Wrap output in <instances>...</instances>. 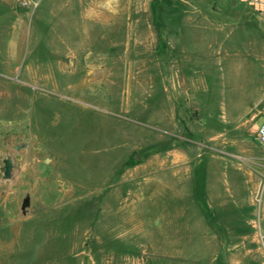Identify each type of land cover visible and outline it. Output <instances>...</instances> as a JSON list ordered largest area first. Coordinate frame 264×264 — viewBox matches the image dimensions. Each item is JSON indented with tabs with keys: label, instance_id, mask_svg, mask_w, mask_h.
<instances>
[{
	"label": "rangeland",
	"instance_id": "374dc122",
	"mask_svg": "<svg viewBox=\"0 0 264 264\" xmlns=\"http://www.w3.org/2000/svg\"><path fill=\"white\" fill-rule=\"evenodd\" d=\"M79 1L44 0L35 13H27L0 0V166L8 156L14 163L11 179L3 180L0 172V264H229L228 253L233 264L258 261L253 232L245 238L196 226V215L208 207L195 202L193 192L148 199L155 189L147 179H121L125 167L136 162L133 156L146 159L147 145L159 140L139 126L153 123L146 113H133L137 128L86 109L105 106L98 103L102 98L89 96L98 93L93 84L85 91L87 103L69 101L68 84L86 73L68 79L51 71L52 21L76 15ZM230 2L219 0L220 13L255 15L247 6L234 11ZM225 41L222 33L219 43ZM195 45L206 46L188 41V52H195ZM175 106L178 116L188 118L175 120L181 132L171 126L176 135L171 146L179 135L195 140L193 110L177 101ZM107 107L118 111L120 104ZM260 157L259 145L251 159L244 158L259 189L264 160L260 168L254 165ZM27 195L31 205L23 215ZM250 197L244 189L240 200L249 207L247 218L255 211Z\"/></svg>",
	"mask_w": 264,
	"mask_h": 264
},
{
	"label": "crops",
	"instance_id": "0c3cea01",
	"mask_svg": "<svg viewBox=\"0 0 264 264\" xmlns=\"http://www.w3.org/2000/svg\"><path fill=\"white\" fill-rule=\"evenodd\" d=\"M78 3L81 10L76 15L52 21L51 71L58 78L60 72L66 73L68 79L86 73L79 82L68 84L69 101L87 103L85 91L93 84L98 93L88 92L89 96L102 98L98 103L105 106L86 109L135 126L138 116L133 113H146L153 123L139 126L159 140L147 145L151 152L146 159L140 157L125 167L121 179H147L155 189L148 199L193 192L195 202L208 207L195 214L196 226L240 232L245 238L247 231L253 232L261 258L252 264H264L255 231L258 179L244 162L254 156L259 146L256 131L264 122V16L220 13L219 0ZM227 4L234 11L245 6L235 0ZM222 33L228 41L219 43ZM188 41H204L206 46L195 45L196 51L188 52ZM176 101L194 112L195 140L179 135L178 144L171 146L169 140L176 136L171 126L181 132L175 120L188 118L186 113L178 116ZM107 103L120 108L112 111ZM256 159L259 166L254 167L260 168L264 157ZM200 180L203 197L196 192ZM244 189L251 195L250 209L255 208L248 218L249 207L240 200ZM226 260L233 264L235 259L228 253Z\"/></svg>",
	"mask_w": 264,
	"mask_h": 264
},
{
	"label": "built area",
	"instance_id": "2783aa9c",
	"mask_svg": "<svg viewBox=\"0 0 264 264\" xmlns=\"http://www.w3.org/2000/svg\"><path fill=\"white\" fill-rule=\"evenodd\" d=\"M11 4L27 13H34L44 0H8ZM240 4L247 6L257 17L264 16V0H235ZM256 140L258 144L264 148V122H262L256 131ZM263 185L258 190L255 205H256V217H255V231L258 236V241L261 248L264 251V179H262Z\"/></svg>",
	"mask_w": 264,
	"mask_h": 264
},
{
	"label": "water",
	"instance_id": "95a60500",
	"mask_svg": "<svg viewBox=\"0 0 264 264\" xmlns=\"http://www.w3.org/2000/svg\"><path fill=\"white\" fill-rule=\"evenodd\" d=\"M133 160L136 162L140 161V158L138 154L134 155ZM0 172L2 174L3 180H9L12 178L14 174V163L10 156H8L6 159L3 160V165L0 166ZM31 205V198L29 195H27L21 204V211L23 215H26L28 213V210Z\"/></svg>",
	"mask_w": 264,
	"mask_h": 264
},
{
	"label": "trees",
	"instance_id": "16d2710c",
	"mask_svg": "<svg viewBox=\"0 0 264 264\" xmlns=\"http://www.w3.org/2000/svg\"><path fill=\"white\" fill-rule=\"evenodd\" d=\"M157 9V8H156ZM159 16L156 17V25L159 26ZM157 27V26H156ZM203 178V171L199 170V173H198V179H202ZM196 192L198 193V195H201L203 197V184L200 180V182L197 183V186H196ZM204 203V202H203ZM205 205V204H204Z\"/></svg>",
	"mask_w": 264,
	"mask_h": 264
}]
</instances>
